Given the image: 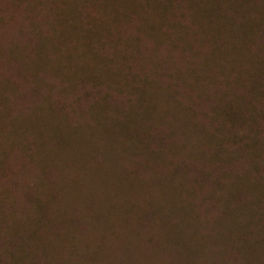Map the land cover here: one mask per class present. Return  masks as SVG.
<instances>
[{"label":"trees","instance_id":"16d2710c","mask_svg":"<svg viewBox=\"0 0 264 264\" xmlns=\"http://www.w3.org/2000/svg\"><path fill=\"white\" fill-rule=\"evenodd\" d=\"M0 264H264V0H0Z\"/></svg>","mask_w":264,"mask_h":264}]
</instances>
